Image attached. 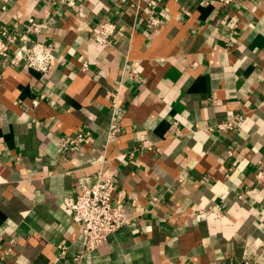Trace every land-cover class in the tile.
<instances>
[{"label": "crops", "instance_id": "1", "mask_svg": "<svg viewBox=\"0 0 264 264\" xmlns=\"http://www.w3.org/2000/svg\"><path fill=\"white\" fill-rule=\"evenodd\" d=\"M77 1L0 0V264H264V0ZM34 36L46 74L20 61ZM110 175L131 221L78 258L66 199Z\"/></svg>", "mask_w": 264, "mask_h": 264}, {"label": "built area", "instance_id": "2", "mask_svg": "<svg viewBox=\"0 0 264 264\" xmlns=\"http://www.w3.org/2000/svg\"><path fill=\"white\" fill-rule=\"evenodd\" d=\"M223 4L233 0H220ZM52 3H62L71 8H78L77 0H51ZM143 9L150 14L148 18L149 27L157 26L162 20L151 14L150 5L144 6ZM117 29L113 21H101L97 26V38L100 43L109 41ZM40 26L28 28V32L39 33ZM35 34V35H36ZM10 34L6 30H0V64L3 58L9 56ZM21 63L29 70H34L42 74L49 72L55 61V46L52 43L42 41L36 36L28 39V43L22 49L20 57ZM88 67L84 63V69ZM1 78V72H0ZM37 103V101H35ZM238 118L234 115L228 116L218 124L221 131L234 129ZM118 132V124L113 122L110 128V134L115 135ZM89 130L79 131L75 136H64L61 141V153L66 155L67 152L75 148L78 139L84 138L89 134ZM232 151L229 150V153ZM255 180L258 184L264 183V162L258 164L255 171ZM117 179L114 175L100 178L94 184H84L80 193L73 198H67L66 204L72 210L73 219L78 223L81 229V253L78 258L97 249L103 244L108 237L117 229L127 225L131 221L130 215L125 211L123 206L116 205L113 201Z\"/></svg>", "mask_w": 264, "mask_h": 264}]
</instances>
